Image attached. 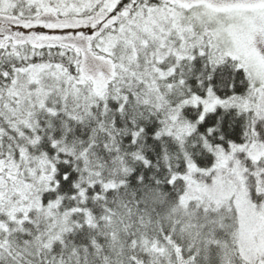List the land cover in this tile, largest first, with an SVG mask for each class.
I'll list each match as a JSON object with an SVG mask.
<instances>
[{"label": "snow or ice", "instance_id": "6c2138e0", "mask_svg": "<svg viewBox=\"0 0 264 264\" xmlns=\"http://www.w3.org/2000/svg\"><path fill=\"white\" fill-rule=\"evenodd\" d=\"M0 264H264V0H0Z\"/></svg>", "mask_w": 264, "mask_h": 264}]
</instances>
